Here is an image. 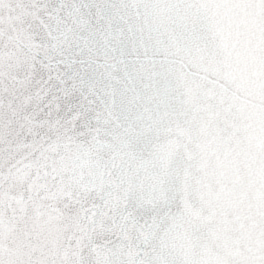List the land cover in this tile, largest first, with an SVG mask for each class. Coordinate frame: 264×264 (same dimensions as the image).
I'll list each match as a JSON object with an SVG mask.
<instances>
[{
  "label": "snow or ice",
  "instance_id": "snow-or-ice-1",
  "mask_svg": "<svg viewBox=\"0 0 264 264\" xmlns=\"http://www.w3.org/2000/svg\"><path fill=\"white\" fill-rule=\"evenodd\" d=\"M0 264H264V0H0Z\"/></svg>",
  "mask_w": 264,
  "mask_h": 264
}]
</instances>
